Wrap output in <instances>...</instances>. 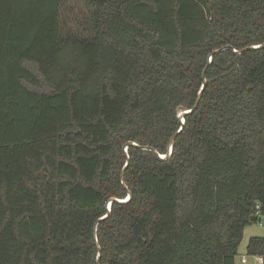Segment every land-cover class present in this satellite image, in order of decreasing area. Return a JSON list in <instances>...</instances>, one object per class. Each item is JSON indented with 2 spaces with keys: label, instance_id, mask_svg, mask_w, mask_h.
<instances>
[{
  "label": "trees",
  "instance_id": "1",
  "mask_svg": "<svg viewBox=\"0 0 264 264\" xmlns=\"http://www.w3.org/2000/svg\"><path fill=\"white\" fill-rule=\"evenodd\" d=\"M264 0H0V264H237L264 215ZM248 255L264 264V236Z\"/></svg>",
  "mask_w": 264,
  "mask_h": 264
},
{
  "label": "water",
  "instance_id": "2",
  "mask_svg": "<svg viewBox=\"0 0 264 264\" xmlns=\"http://www.w3.org/2000/svg\"><path fill=\"white\" fill-rule=\"evenodd\" d=\"M263 46H264V42H262V43H260V44H253V45L245 46V47H243L242 49H236V48H234L232 45L229 44V45L222 46V47H220V48H216V49H214V50L211 52L210 56H209V61L211 60V55H212L213 53L219 52L220 50L225 49V48H232L233 51H234L235 53H242L243 51H246V50H249V49H257V48H261V47H263ZM205 71H206V67H205V69L203 70V73H202L203 82H202V86H201V88H200V90H199L198 96H197V98H196V101H195V103H194V106H193L192 108H190V109H187V108H180V109L178 110V117H179V119H180V121H181V126H180V128L175 132V134H173V135L171 136V138H170V140H169V143H168V146H167V151H166L165 154L160 153V152H159L158 150H156L154 147H151V146H149V145H142V144L138 143L137 141H131V140H130V141H127V142L123 145V150H124L125 153H126V162H125V165H124V168H123V173H122V183L124 184V186H125V187L127 188V190H128L127 197H126V198H123V199H122V198H118V197H112V198H110V200H109L108 203H107V212H106V214H105L104 216H102L101 218H99V220H100V219H104V218H106V217L109 215V213H110V211H111V202H112V201L116 200V201H118V202H126V201L129 200V199L131 198V196H132V191L128 188V186L126 185L125 180H124V170H125L126 167L129 165V161H130L129 154H128V151H127L128 147H129L130 145H133V146H136V147H139V148H143V149H147V150H152V151L154 152V154L157 155L160 159H165V158L169 157V156L172 154V152H173L174 139H175L176 135H177V134L183 129V127H184V123H185L184 116H185V114H188V113L192 112V111L197 107V105L199 104V101H200V99H201V97H202L203 90H204V88L206 87L207 79H206V76H205ZM252 219H253V220H256V216H253ZM99 220H98V221H99ZM98 221L95 223V227H94V237H95L96 243H97V245H98L97 264H100L101 249H100V247H99V244H98V238H97V227H98Z\"/></svg>",
  "mask_w": 264,
  "mask_h": 264
},
{
  "label": "rangeland",
  "instance_id": "3",
  "mask_svg": "<svg viewBox=\"0 0 264 264\" xmlns=\"http://www.w3.org/2000/svg\"><path fill=\"white\" fill-rule=\"evenodd\" d=\"M252 235L263 236L264 235V224H260V222H254L247 227V230L243 234V239L239 246L237 258L239 259L241 257V254H244L246 258L248 259L247 264H251L253 262L251 255H248L246 253V244H247L249 237Z\"/></svg>",
  "mask_w": 264,
  "mask_h": 264
},
{
  "label": "crops",
  "instance_id": "4",
  "mask_svg": "<svg viewBox=\"0 0 264 264\" xmlns=\"http://www.w3.org/2000/svg\"><path fill=\"white\" fill-rule=\"evenodd\" d=\"M249 225H247L245 228H244V232L247 230V227H248ZM244 232H243V234H244ZM252 236H257V235H252ZM252 236H250V237H252ZM264 236V235H263ZM250 237H249V239H250ZM249 239H248V241H249ZM248 241H247V244H248ZM241 244V243H240ZM247 244H246V247H247ZM239 250V249H238ZM246 253H247V250H246ZM238 256V255H237ZM237 256H236V263L237 264H247L248 263V259H247V262H245V263H242L241 262V259H242V257L243 256H245L244 254H241V257L238 259L237 258ZM251 257H252V259H253V262L251 263V264H262L263 263V258L261 257V256H257V255H251Z\"/></svg>",
  "mask_w": 264,
  "mask_h": 264
},
{
  "label": "built area",
  "instance_id": "5",
  "mask_svg": "<svg viewBox=\"0 0 264 264\" xmlns=\"http://www.w3.org/2000/svg\"><path fill=\"white\" fill-rule=\"evenodd\" d=\"M254 215L256 216V222H260V224H264V215L262 214L259 206H257V209L254 212ZM257 256H259V255H257ZM241 262L242 263L247 262L246 256L242 257Z\"/></svg>",
  "mask_w": 264,
  "mask_h": 264
}]
</instances>
